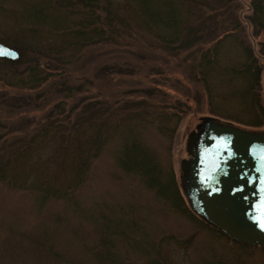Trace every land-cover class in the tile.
<instances>
[{"label": "rangeland", "instance_id": "rangeland-1", "mask_svg": "<svg viewBox=\"0 0 264 264\" xmlns=\"http://www.w3.org/2000/svg\"><path fill=\"white\" fill-rule=\"evenodd\" d=\"M3 2L18 10L27 0ZM250 2L177 0L181 21L174 36L147 27L131 0H100L110 32L80 49L66 44L70 35L60 26L57 34H35L0 11V41L19 51L17 59L0 56V162L8 160L7 171L27 186L0 178V264H100L94 253L104 246L100 229L121 264H264V250L242 248L189 218L115 158L123 138L136 131L181 182L204 117L264 130L256 109L228 95L225 82L230 75L234 86L244 83L233 71L244 60L243 46L257 49L264 41V29L254 33L249 24ZM164 36L173 37L169 45ZM219 36L221 75L204 65V49ZM37 61L52 76L25 82L29 63ZM95 121L110 126L111 135L92 156ZM35 180L66 194L40 202L39 192L28 188ZM115 224L123 233H112Z\"/></svg>", "mask_w": 264, "mask_h": 264}, {"label": "trees", "instance_id": "trees-1", "mask_svg": "<svg viewBox=\"0 0 264 264\" xmlns=\"http://www.w3.org/2000/svg\"><path fill=\"white\" fill-rule=\"evenodd\" d=\"M3 1L5 0H0V11H8L10 15H15L16 17L13 18L15 20V25L28 29L35 34L42 35L45 33L57 34L58 27L60 26V28L64 29L65 33L70 35L66 44L69 47L71 46L70 48L72 49H80V47L86 44L96 43L106 38L108 35L106 31L110 32L112 26L109 16L102 14L99 10L100 0H65L64 3L60 0H27V2H24V7L18 8V10L9 7ZM176 1L177 0H131L136 6L137 13L143 15L147 27L167 29L170 30L174 36L180 31L179 27L181 21ZM250 4L251 11L248 14L249 24L252 26V32L258 33L260 30L264 29V0H251ZM19 16L22 18H19ZM47 25L48 28H46ZM107 25H109V29H107ZM172 38L164 36L162 40L169 45V41H172ZM191 40H193V38ZM191 40L187 39L184 40V42L189 44ZM222 40L223 38L219 36L213 40V44H209L204 49L206 53L205 68L206 70H212L216 74H220L221 72L217 65L219 61L218 49ZM243 48L244 60L241 62V65L233 71H236L239 75L245 76H243L245 78L244 83L234 86L230 83L233 78L229 75L225 80L230 86V92L227 94L237 96L238 99L250 102L253 109H256L254 114L256 120L259 118L257 123H262L264 122V83L260 82V80H262L260 73L263 68V62L259 57L264 56V41H262L261 46L257 49L249 42L245 44ZM207 56H209V58ZM18 61L20 60L12 61V63H18ZM29 64L28 76L26 80H24L28 83L47 81L54 72L51 69L42 72L39 68L41 65L38 61ZM50 117L49 121H53V116ZM91 125L95 128V135L91 143L93 147L92 156H94L99 152L104 140H107L111 135V127H106L103 121H95L91 123ZM113 126L116 127L115 125ZM118 130L120 129L116 127L113 131L118 132ZM13 154L17 156L16 152ZM115 158L117 164L123 170L136 174L143 184L154 189L165 199H169L174 207L182 210L189 218L196 220L201 225H208L214 228L219 234L234 241L242 248L249 249L258 247L264 250V246L260 244H249L232 239L196 213L190 206L189 198L186 194L184 170L181 174V182H179L171 170H165L156 150L151 148L148 143L144 142L140 138L138 132H132V134L123 138L121 144H119L115 150ZM8 163V160H4L2 163L0 162V178L11 186L27 188L24 181L21 182L19 175L7 171ZM86 165V160L81 162V165L76 171L78 178L75 179L76 181L71 188L76 189L81 182L80 177L84 175L87 167ZM45 183L46 182L35 180L32 185L30 184L28 186L29 189L39 192L40 195L37 196L39 197V199L37 198L38 201L42 202L43 200H47L48 197L52 195L59 197L63 195V193L66 194L65 191H58L57 185ZM103 224L108 226L107 221L106 223L103 221ZM111 230L113 234L123 233L118 224H115ZM99 232L101 240L104 242L103 249H97L94 252L99 259V263L121 264L119 259L110 252L109 237H107L106 230L100 229ZM151 263L161 264L159 259L151 261Z\"/></svg>", "mask_w": 264, "mask_h": 264}, {"label": "water", "instance_id": "water-1", "mask_svg": "<svg viewBox=\"0 0 264 264\" xmlns=\"http://www.w3.org/2000/svg\"><path fill=\"white\" fill-rule=\"evenodd\" d=\"M0 56L19 51L0 41ZM184 167L192 209L234 240L264 246V130L204 117Z\"/></svg>", "mask_w": 264, "mask_h": 264}]
</instances>
